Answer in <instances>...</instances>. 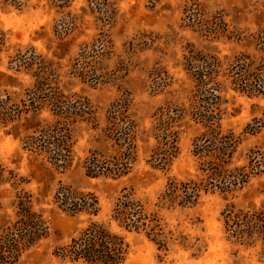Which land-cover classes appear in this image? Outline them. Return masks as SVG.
<instances>
[{
	"label": "rangeland",
	"instance_id": "rangeland-1",
	"mask_svg": "<svg viewBox=\"0 0 264 264\" xmlns=\"http://www.w3.org/2000/svg\"><path fill=\"white\" fill-rule=\"evenodd\" d=\"M261 28L264 0H0V99L9 98V104L22 109L39 68L48 84L87 99L98 123L73 124L72 163L64 171L21 149L22 136L30 133L24 131L23 117L0 125V164L26 181L20 187L32 195L34 209L42 211L48 225L45 239L19 264H86L55 256L54 251L88 222L107 223L124 191L156 217L160 236H152L148 228L126 231L110 222L128 245L121 264H264L260 243L252 248L234 243L224 225L226 210L264 208V166L253 170L256 173L249 174L241 188L201 193L193 206H166L160 200L170 179L204 178L201 161L192 152L202 126L187 115L174 114L188 107L194 93L184 57L190 50L211 54L223 69L238 52L257 55L245 38ZM222 73L213 80L219 87V125L239 139L228 168L248 173L256 154L264 156V98L234 91ZM125 98V115L135 125L130 170L118 179L86 177L85 157L108 148L95 140L105 126L106 112ZM167 115L174 117L167 129L174 132L177 152L165 169H159L153 153L160 138L153 127ZM51 119L43 109L34 121ZM59 184L93 193L97 215L71 216L58 209L52 200ZM8 195L1 200V213L12 219V193Z\"/></svg>",
	"mask_w": 264,
	"mask_h": 264
},
{
	"label": "trees",
	"instance_id": "trees-1",
	"mask_svg": "<svg viewBox=\"0 0 264 264\" xmlns=\"http://www.w3.org/2000/svg\"><path fill=\"white\" fill-rule=\"evenodd\" d=\"M245 40L253 46L257 55L238 52L223 69L220 60L211 54L190 50L188 56L184 57L185 71L194 82V93L188 107L175 109L174 114L177 117L187 115L202 126L203 131L194 138L192 152L201 161L199 170L204 178L198 182L170 179L160 198L163 205L188 207L197 203L201 193L234 191L247 182L249 174L256 173L253 170L264 166V156L257 153L248 173L243 168L229 169L239 139L232 132H222L219 125V87L213 80L221 70L222 77L234 91L250 98H264V28L249 34ZM2 45L3 36L0 33V47ZM45 69L52 71L50 68ZM34 76L35 83L25 93L28 103L22 104V109L9 104V98L0 99V125L14 123L23 117L26 121L24 131L30 133L22 136L21 149L42 157L55 170L64 171L72 163L73 124L78 121L98 123L87 99L66 95L48 84L39 68ZM128 103L129 100L125 98L107 110L105 126L99 129L100 134L95 140L108 148L106 152L91 151L85 157L82 168L86 177L118 179L129 172L134 160L135 125L130 116L125 115ZM43 109L50 112L52 119L34 121ZM28 113H31L29 118L26 117ZM173 118L171 115L161 116L153 127L155 135L160 138V146L153 153L154 166L159 169H165L177 152L174 132L167 129ZM25 183L17 173L0 164V213L3 206L1 200L8 198L10 191L12 201L9 206L13 207L14 214L12 219L4 212L0 214V264H19L22 256L48 234L42 211L34 209L32 195L20 187ZM52 201L58 209L71 216H95L99 211L98 200L93 193L69 185L59 184ZM224 214L228 238L251 248L260 243V254L264 255V208L237 212L229 209ZM110 222L126 231L138 232L148 228L149 234L160 236L155 231L159 229L156 217L146 214L141 203L131 193L124 191L116 199L107 223L88 222L65 245L55 249V256L86 264H121L126 258L128 245L121 234L110 228ZM149 222L153 224L149 226Z\"/></svg>",
	"mask_w": 264,
	"mask_h": 264
}]
</instances>
